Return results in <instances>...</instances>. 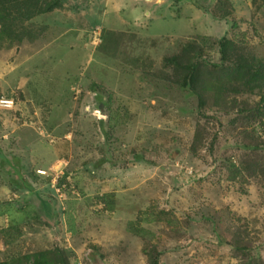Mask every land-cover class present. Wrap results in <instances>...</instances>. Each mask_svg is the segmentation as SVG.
I'll list each match as a JSON object with an SVG mask.
<instances>
[{"label":"rangeland","instance_id":"1","mask_svg":"<svg viewBox=\"0 0 264 264\" xmlns=\"http://www.w3.org/2000/svg\"><path fill=\"white\" fill-rule=\"evenodd\" d=\"M61 1L0 41V107H15L0 144L33 143L44 185L19 178L41 196L22 219L23 188L0 181V262L243 264L236 227L264 258V176L247 167L264 165V92L217 86L221 37L264 58V0ZM185 46L204 108L165 66Z\"/></svg>","mask_w":264,"mask_h":264},{"label":"trees","instance_id":"2","mask_svg":"<svg viewBox=\"0 0 264 264\" xmlns=\"http://www.w3.org/2000/svg\"><path fill=\"white\" fill-rule=\"evenodd\" d=\"M62 6L63 1L61 0H0V41L4 38H21L20 31L23 29H18L29 19ZM218 44L220 48L218 72L221 81L217 83L218 88H228L233 95L264 92V58L247 51L228 37H221ZM165 66L179 74V85L186 89H193L198 96L200 106L204 108L206 101L203 92H206L209 85L205 69L192 63L189 57V47L185 46L181 53L166 55ZM262 101L264 102V97ZM244 167L245 164L242 168ZM247 167L252 175L264 176V165L261 167L247 165ZM231 246L242 259L243 264H264L262 256L259 257L252 253V242L247 230L236 227L232 234ZM0 264L12 263L6 261ZM32 264H50V262L40 255ZM152 264H158V261H153Z\"/></svg>","mask_w":264,"mask_h":264},{"label":"crops","instance_id":"3","mask_svg":"<svg viewBox=\"0 0 264 264\" xmlns=\"http://www.w3.org/2000/svg\"><path fill=\"white\" fill-rule=\"evenodd\" d=\"M18 131V130H16ZM25 143L22 142L21 139H18L17 136L14 140L10 142H3L0 144V171H4L5 175H2L0 172V177L2 180L1 183L2 185H6L8 181H10L11 185H13L16 189L18 188H23L21 184H19V187H17V183L19 182V178H26L27 180H31L32 184L34 187H39V186H44L40 183V178H42V175H40V170L39 167L35 168V166L28 165L26 162L23 160V157L25 156L26 153H22L21 149L23 148ZM33 143H27V145L31 146V149L27 152L26 155H32L36 154V151H32L35 147L32 145ZM26 145V144H25ZM15 160L19 161V166L17 167V171L15 173H11L8 169H11L9 167L10 163L12 164ZM32 168L31 171H27L26 167ZM27 171V172H26ZM21 172H26L23 175H19ZM17 174V175H16ZM32 176V177H31ZM34 177H37L38 180H34ZM32 187V188H34ZM9 188V187H8ZM13 191V188H10ZM43 189V187L41 188ZM19 191L22 193L20 197L21 204H26V210L21 211V218L24 219L30 215L33 217L35 215H39V207L37 206L40 203L41 196L38 193V190H32V189H19ZM1 219V218H0ZM22 219H16L20 224L21 221H24Z\"/></svg>","mask_w":264,"mask_h":264},{"label":"built area","instance_id":"4","mask_svg":"<svg viewBox=\"0 0 264 264\" xmlns=\"http://www.w3.org/2000/svg\"><path fill=\"white\" fill-rule=\"evenodd\" d=\"M10 104L9 102H4V104ZM0 110H7V112L9 111H15V107L9 106V105H4L3 107H0ZM41 174V173H40Z\"/></svg>","mask_w":264,"mask_h":264},{"label":"bare ground","instance_id":"5","mask_svg":"<svg viewBox=\"0 0 264 264\" xmlns=\"http://www.w3.org/2000/svg\"><path fill=\"white\" fill-rule=\"evenodd\" d=\"M43 173H45L44 171H42Z\"/></svg>","mask_w":264,"mask_h":264}]
</instances>
